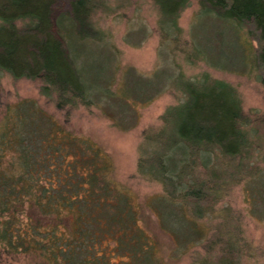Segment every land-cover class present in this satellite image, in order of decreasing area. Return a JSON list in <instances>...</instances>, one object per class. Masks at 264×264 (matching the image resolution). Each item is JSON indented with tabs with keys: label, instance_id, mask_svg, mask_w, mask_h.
<instances>
[{
	"label": "trees",
	"instance_id": "trees-1",
	"mask_svg": "<svg viewBox=\"0 0 264 264\" xmlns=\"http://www.w3.org/2000/svg\"><path fill=\"white\" fill-rule=\"evenodd\" d=\"M154 1L172 28L189 5V0ZM199 3L203 12L245 28L256 44L253 65L264 89V0ZM94 4L95 0H0V76L7 73L16 80L43 83L40 93H56L59 110L93 104L94 91L114 98L109 86L95 83L100 68H93L94 82H89L88 68L71 55L86 52L69 36L81 43L100 40L89 21ZM178 80L183 99L167 109V128L151 140L148 161L139 171L165 188L163 195L146 201L160 228L176 220L171 208L181 211L191 205L190 215L181 218L190 225V240L198 241L205 236L196 223L202 215L198 206L207 192L192 175L195 161L204 165L218 155L230 160L247 153L244 127L249 117L229 84L205 74ZM160 93L161 88L144 103ZM41 132L11 131L15 160L3 166L0 159V242L7 250L33 255L41 264H162L153 259L155 245L140 225L132 195L107 179L110 169L100 148L66 131ZM40 145L46 146L43 157ZM24 203L28 223L21 226ZM221 263L234 264L226 258Z\"/></svg>",
	"mask_w": 264,
	"mask_h": 264
},
{
	"label": "rangeland",
	"instance_id": "rangeland-1",
	"mask_svg": "<svg viewBox=\"0 0 264 264\" xmlns=\"http://www.w3.org/2000/svg\"><path fill=\"white\" fill-rule=\"evenodd\" d=\"M94 5L89 21L100 40L81 43L69 36L86 52L71 55L88 68L81 74L88 73L89 82H94L93 68L99 67L97 87L109 86L115 97L94 91L93 104L59 110L56 93H40L43 83L2 73V165L15 160L11 131H66L88 139L104 154L107 179L129 191L138 206L140 225L155 245L153 259L162 264H222L224 258L234 264H264V89L253 65L256 44L244 27L203 12L199 0H189L175 28L166 24L154 0H95ZM204 74L236 90L249 117L244 127L249 147L234 159L218 155L204 165L195 161L192 175L207 192L198 206L202 215L196 218L205 236L191 241L190 225L181 218L190 215L191 205L181 211L171 208L177 218L161 229L146 201L163 195L165 188L141 174L139 166L148 161L151 140L167 128V109L183 99L178 77L196 80ZM160 88L158 97L144 103ZM40 146L43 157L46 146ZM25 207L21 226L28 223ZM0 264L41 263L33 255L11 254L0 242Z\"/></svg>",
	"mask_w": 264,
	"mask_h": 264
}]
</instances>
